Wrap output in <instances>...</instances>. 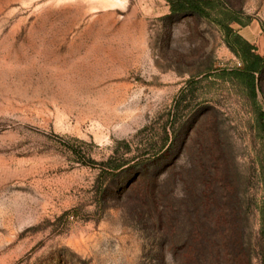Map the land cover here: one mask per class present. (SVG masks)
<instances>
[{"label":"rangeland","instance_id":"1","mask_svg":"<svg viewBox=\"0 0 264 264\" xmlns=\"http://www.w3.org/2000/svg\"><path fill=\"white\" fill-rule=\"evenodd\" d=\"M218 5L264 56V0ZM241 66L167 0H0V264H248L264 67L252 99Z\"/></svg>","mask_w":264,"mask_h":264},{"label":"trees","instance_id":"2","mask_svg":"<svg viewBox=\"0 0 264 264\" xmlns=\"http://www.w3.org/2000/svg\"><path fill=\"white\" fill-rule=\"evenodd\" d=\"M174 14L194 13L202 17L212 18L223 31L228 47L239 56L241 67L233 68L227 73L241 82L252 99L257 95V75L264 67V56L256 52L255 46L235 30L231 23L245 25L237 17L235 10L219 7L218 0H167ZM261 227L259 243L249 248L248 264H264V197L259 207Z\"/></svg>","mask_w":264,"mask_h":264}]
</instances>
